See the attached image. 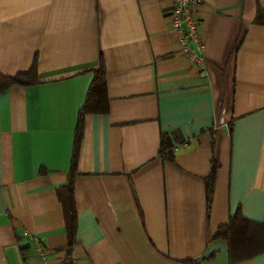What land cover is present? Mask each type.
Segmentation results:
<instances>
[{
    "label": "crops",
    "instance_id": "0c3cea01",
    "mask_svg": "<svg viewBox=\"0 0 264 264\" xmlns=\"http://www.w3.org/2000/svg\"><path fill=\"white\" fill-rule=\"evenodd\" d=\"M171 12V0H0V73L36 70L0 95V264H42L35 243L49 264H264L231 263L214 239L237 212L264 222V0L194 8L203 69L179 53ZM100 67L108 111L83 120L68 248L58 192Z\"/></svg>",
    "mask_w": 264,
    "mask_h": 264
},
{
    "label": "trees",
    "instance_id": "16d2710c",
    "mask_svg": "<svg viewBox=\"0 0 264 264\" xmlns=\"http://www.w3.org/2000/svg\"><path fill=\"white\" fill-rule=\"evenodd\" d=\"M36 84V70L26 74H19L15 77L4 76L0 73V95L12 87H29ZM108 111V99L106 96L105 72L100 67L93 75L92 82L88 89L83 107L78 113L77 122L74 131L73 151L70 161V168L67 175V183L64 188L58 192V198L62 205L66 233L68 237V248L75 243V234L77 231V215L74 204V179L77 174V156L80 140L82 137L83 120L86 115H103ZM171 143L167 135L160 137V156L166 158L170 156ZM216 166L212 163L210 174L207 179L206 197L209 202L213 191L216 177ZM215 240H224L228 243V253L231 263L248 260L264 253V222L261 224L245 220L240 212L229 217L228 222L219 227L214 237ZM28 247L22 246V254ZM23 256H25L23 254ZM63 264H71L66 260Z\"/></svg>",
    "mask_w": 264,
    "mask_h": 264
},
{
    "label": "built area",
    "instance_id": "2783aa9c",
    "mask_svg": "<svg viewBox=\"0 0 264 264\" xmlns=\"http://www.w3.org/2000/svg\"><path fill=\"white\" fill-rule=\"evenodd\" d=\"M204 0H171V32L179 53L193 66L203 69L204 45L201 39V22L194 8ZM35 251L42 264H49L46 250L35 243Z\"/></svg>",
    "mask_w": 264,
    "mask_h": 264
}]
</instances>
